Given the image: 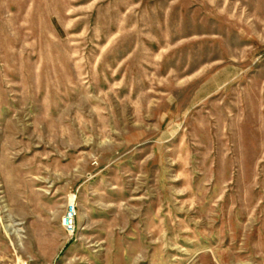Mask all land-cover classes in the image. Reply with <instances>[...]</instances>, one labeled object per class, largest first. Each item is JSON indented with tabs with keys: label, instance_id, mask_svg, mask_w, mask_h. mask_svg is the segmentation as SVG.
Listing matches in <instances>:
<instances>
[{
	"label": "rangeland",
	"instance_id": "1",
	"mask_svg": "<svg viewBox=\"0 0 264 264\" xmlns=\"http://www.w3.org/2000/svg\"><path fill=\"white\" fill-rule=\"evenodd\" d=\"M0 264H264V0H0Z\"/></svg>",
	"mask_w": 264,
	"mask_h": 264
},
{
	"label": "built area",
	"instance_id": "2",
	"mask_svg": "<svg viewBox=\"0 0 264 264\" xmlns=\"http://www.w3.org/2000/svg\"><path fill=\"white\" fill-rule=\"evenodd\" d=\"M77 214H78L77 206L73 201L68 205L65 215L62 219V225L65 231L70 235H73L76 230Z\"/></svg>",
	"mask_w": 264,
	"mask_h": 264
}]
</instances>
